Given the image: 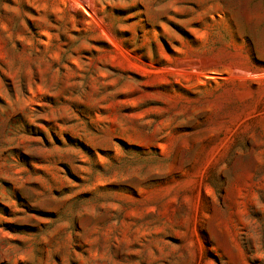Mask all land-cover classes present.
<instances>
[{"label": "rangeland", "instance_id": "obj_1", "mask_svg": "<svg viewBox=\"0 0 264 264\" xmlns=\"http://www.w3.org/2000/svg\"><path fill=\"white\" fill-rule=\"evenodd\" d=\"M0 264H264V0H0Z\"/></svg>", "mask_w": 264, "mask_h": 264}]
</instances>
